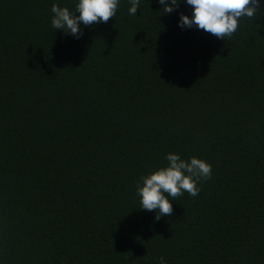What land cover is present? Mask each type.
<instances>
[{
    "label": "trees",
    "instance_id": "1",
    "mask_svg": "<svg viewBox=\"0 0 264 264\" xmlns=\"http://www.w3.org/2000/svg\"><path fill=\"white\" fill-rule=\"evenodd\" d=\"M78 2L0 0V264H264V0L230 39L186 0L55 30ZM168 153L212 175L156 220L136 186Z\"/></svg>",
    "mask_w": 264,
    "mask_h": 264
},
{
    "label": "clouds",
    "instance_id": "2",
    "mask_svg": "<svg viewBox=\"0 0 264 264\" xmlns=\"http://www.w3.org/2000/svg\"><path fill=\"white\" fill-rule=\"evenodd\" d=\"M140 0H130V15H136ZM183 0H157L162 5L164 13L171 14ZM191 6L192 16L180 13L179 26L192 28L196 26L216 36L219 39L231 38L238 28L241 17L255 18L261 10L260 0H186ZM118 0H79L75 11L67 7L53 5L51 12L52 27L63 30L65 35L71 34L79 39L82 36L80 25L91 26L94 23H107L115 17ZM79 13L76 15L75 13ZM168 165L159 168L149 175L141 176V183L137 184L141 209L156 211V220L173 214V206L169 200H176L187 192L192 197L199 195L198 182L207 180L212 175V165L206 161L192 157L186 161L179 154L166 155ZM158 210V211H157ZM159 264H165L163 257Z\"/></svg>",
    "mask_w": 264,
    "mask_h": 264
}]
</instances>
